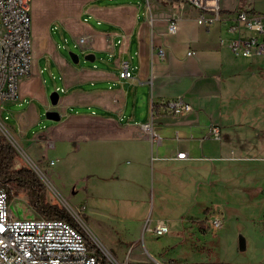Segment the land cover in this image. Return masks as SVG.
Segmentation results:
<instances>
[{
  "label": "crops",
  "instance_id": "obj_1",
  "mask_svg": "<svg viewBox=\"0 0 264 264\" xmlns=\"http://www.w3.org/2000/svg\"><path fill=\"white\" fill-rule=\"evenodd\" d=\"M95 1L84 0L78 13L106 27L78 19L68 25L73 47L92 61L82 63L77 54L71 62V46L49 34L52 23L33 24L31 72L19 79L18 97L0 107L9 120L4 135L43 172L82 170L90 199L125 210L136 239L127 248L131 264L176 261L145 246V234L157 237L158 221L168 224L167 234L180 223L182 231L171 235L184 240L194 228L207 233L212 216L223 220L220 234L237 222L244 250L251 247L247 262L264 264V58H236L227 45L235 14L264 13V0H219L223 19L209 27L175 0ZM124 66L129 77H120ZM249 74L259 79L247 81ZM52 92L59 96L54 105ZM179 97L191 109L171 114L165 104ZM49 110L60 119H47ZM180 152L184 158L176 157ZM256 198L258 216L250 210ZM150 202L155 217L146 216ZM138 209L142 215L135 216Z\"/></svg>",
  "mask_w": 264,
  "mask_h": 264
},
{
  "label": "built area",
  "instance_id": "obj_2",
  "mask_svg": "<svg viewBox=\"0 0 264 264\" xmlns=\"http://www.w3.org/2000/svg\"><path fill=\"white\" fill-rule=\"evenodd\" d=\"M175 1L180 7L194 8L196 22L206 27L223 19L219 0ZM29 2L30 0H0V107L18 97L19 79L31 72L32 17ZM175 27L174 16L167 29L173 32ZM228 31L232 37L227 45L236 58H264V13L240 10L235 14ZM223 42L220 39V43ZM158 55L164 56L163 48L159 49ZM129 76L130 71L124 66L120 77ZM166 107L174 115L191 109L181 97L167 102ZM2 125L0 122V130L5 132ZM143 129L151 131V124H143ZM208 132L215 139H220L217 126H210ZM184 156L185 152L176 155L177 158ZM205 225L215 232L222 227L223 220L212 216L205 219ZM168 230V224L158 221L152 234L160 237L167 234ZM98 249L96 251L89 248L82 232L66 220L15 216L5 190L0 187V264H131L130 249L123 261L107 250ZM150 264L165 263L155 260ZM178 264L190 263L183 260Z\"/></svg>",
  "mask_w": 264,
  "mask_h": 264
},
{
  "label": "rangeland",
  "instance_id": "obj_3",
  "mask_svg": "<svg viewBox=\"0 0 264 264\" xmlns=\"http://www.w3.org/2000/svg\"><path fill=\"white\" fill-rule=\"evenodd\" d=\"M83 2L84 0H30L29 2V12L32 17L31 29L34 23H37L40 29L46 28L52 23L48 26L49 34L61 43H68L71 46L69 50H66L68 57L70 58L71 54H78L82 63L85 62L83 54L73 47L68 25L78 19L96 27H106L104 24L99 26L98 22L89 13H78L77 9ZM125 2L126 0H99L94 3L99 6H114L117 3ZM77 41L79 42V38H77ZM258 76L249 74L246 80H256L259 79ZM9 102L11 101L5 102L3 105ZM3 117H0V122L7 124L9 120ZM4 134L6 133L0 130V136L6 138ZM6 140L9 141L7 138ZM14 145H12L16 152L14 167L26 166L31 169L34 167V172L43 184L45 200L63 206L100 249L111 252L115 258L123 261L128 251V244L136 241L135 235L128 230L133 223L123 216L126 215L125 210L120 206H116L114 201L99 198L90 199L86 191L87 176L82 173V170L74 173L64 172L61 175L51 174L50 171L43 172L36 168L24 154H21L15 143ZM42 146L45 147V144H42ZM58 148L59 145L54 153L57 152ZM51 157L49 155L48 160ZM258 200V198L253 200V203L257 204L250 208L251 214L255 216L260 213ZM152 206V202L147 205L146 216L152 212L153 217L156 216V204L154 207ZM10 208L17 217H42L27 203L26 195L13 197L10 200ZM140 211L142 210H136L135 216L142 215ZM244 215L247 214L244 213ZM235 225H237V222L227 228L225 234H220L221 232L218 231L214 232L211 229H208L207 233H203L198 228L191 230L187 228L193 234L191 236L188 233L184 234L183 240L182 235L179 237L171 235V233L182 231V226L177 223L167 235L149 237L145 234L144 242L146 248L154 254L165 253L167 258L170 257L178 261H170L167 264H178L183 260L190 264H250L247 260L252 255L249 253L251 247L249 246L248 249L243 251L238 249L239 235L235 233ZM240 225H243V223H240ZM135 256L136 254H134Z\"/></svg>",
  "mask_w": 264,
  "mask_h": 264
},
{
  "label": "trees",
  "instance_id": "obj_4",
  "mask_svg": "<svg viewBox=\"0 0 264 264\" xmlns=\"http://www.w3.org/2000/svg\"><path fill=\"white\" fill-rule=\"evenodd\" d=\"M170 113L173 114L171 111ZM15 153L12 144L5 137L0 136V187L5 190L8 201L10 202L13 197L26 195L27 203L39 215L68 221L82 232L89 248L98 251L97 245L63 206L45 200L44 187L36 172L26 166L14 167Z\"/></svg>",
  "mask_w": 264,
  "mask_h": 264
},
{
  "label": "water",
  "instance_id": "obj_5",
  "mask_svg": "<svg viewBox=\"0 0 264 264\" xmlns=\"http://www.w3.org/2000/svg\"><path fill=\"white\" fill-rule=\"evenodd\" d=\"M83 58L85 60H88V61H92L94 59V56L92 54H86L83 56ZM70 60L71 62L73 63H77L79 58H78V55L77 54H71L70 56ZM58 93L57 92H52L49 96V101L51 104H56L57 101H58ZM45 116L47 119L49 120H52V121H58L60 119L58 113L54 110H49L45 113ZM238 247H239V250H244L245 248V242H244V238L242 236L239 237L238 239Z\"/></svg>",
  "mask_w": 264,
  "mask_h": 264
},
{
  "label": "bare ground",
  "instance_id": "obj_6",
  "mask_svg": "<svg viewBox=\"0 0 264 264\" xmlns=\"http://www.w3.org/2000/svg\"><path fill=\"white\" fill-rule=\"evenodd\" d=\"M1 127H3V126H1Z\"/></svg>",
  "mask_w": 264,
  "mask_h": 264
}]
</instances>
